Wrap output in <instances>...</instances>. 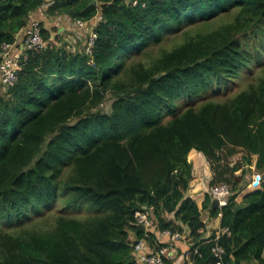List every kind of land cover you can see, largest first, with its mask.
<instances>
[{
  "label": "trees",
  "instance_id": "16d2710c",
  "mask_svg": "<svg viewBox=\"0 0 264 264\" xmlns=\"http://www.w3.org/2000/svg\"><path fill=\"white\" fill-rule=\"evenodd\" d=\"M98 1L46 9L65 24L98 17L87 55L51 34L42 0H0V44L30 14L45 41L0 83V264H143L136 240L166 246L157 235L183 226L192 263L215 264L202 214L219 213L224 264H264V181L245 179L264 178V0ZM224 86L239 91L225 99ZM191 150L209 187L229 186L220 209L185 196Z\"/></svg>",
  "mask_w": 264,
  "mask_h": 264
},
{
  "label": "built area",
  "instance_id": "2783aa9c",
  "mask_svg": "<svg viewBox=\"0 0 264 264\" xmlns=\"http://www.w3.org/2000/svg\"><path fill=\"white\" fill-rule=\"evenodd\" d=\"M54 1L55 0H42V4L40 5L38 12L42 14V16H45V13L47 12L46 9L52 6ZM94 1L97 5L100 4L98 0ZM135 4L136 2L134 1L133 5ZM29 19L30 26L23 28L20 31L22 32V41L19 46H15V42L12 44H0V83L5 87L12 85L16 81L17 70L19 68L20 61H24L26 59V52L29 50L42 48L45 45V41L41 36L40 23L34 18L32 14L29 15ZM61 20L66 21L68 20V18L66 15L61 17L58 16L56 18L57 22ZM97 20L98 17H94L90 22L80 19H74L72 22V30H74L79 35L82 33L80 39L84 38V52L87 55H91L92 47L94 46L97 38L95 30L93 29V24H95ZM85 32L87 33V35H85L84 37ZM16 38L17 37L15 36V40ZM263 181V175L257 171H254L253 169L246 189L249 191L257 190L261 188ZM208 194L210 195L211 199L216 198L218 200V209H220L227 204L228 198L230 196V189L226 184H219L209 187ZM219 216H221L220 213L218 214V217ZM135 217L138 222L143 224L146 228H149L151 226V222L145 212H136ZM162 233L165 236L170 237L172 241H178L180 239L182 240L181 234L178 232L171 233L170 231H163ZM224 233H229L227 228H221L218 232L213 234L215 237L214 239H212V241L215 242V245L213 246L211 251L216 260L215 264H224V249L218 244L219 237ZM133 254L134 257L143 264H167V261H165V257L168 255L167 247L162 246L151 249L148 242L143 239L135 241V243L133 244ZM184 255L187 258V264H193L190 259L189 252L185 251Z\"/></svg>",
  "mask_w": 264,
  "mask_h": 264
},
{
  "label": "crops",
  "instance_id": "0c3cea01",
  "mask_svg": "<svg viewBox=\"0 0 264 264\" xmlns=\"http://www.w3.org/2000/svg\"><path fill=\"white\" fill-rule=\"evenodd\" d=\"M43 19H45V16H43ZM47 28L49 24H44ZM54 26H59L61 29L74 31L72 24H65V20H61L59 22H55ZM49 29V28H48ZM59 29V30H61ZM60 33V32H59ZM71 33V32H70ZM17 38L15 40V46H19L22 41V32H19L15 35ZM79 41L83 40L78 38ZM78 42L72 38L71 42H69L70 45L75 46L74 44ZM84 42V40H83ZM188 160L192 164V179L189 183V189L186 192L185 196L190 197L199 207H201V204L203 203V200L205 198V194L208 193V183L211 178V171L208 162L206 161L205 157L195 150H191V152L188 155ZM201 181V184L199 182ZM245 193H241L236 201L238 203L241 202L242 197ZM170 218L172 219L173 216L171 215ZM203 221L205 222V228L202 232V238H208L218 232L221 229L220 225V216L211 219L206 214H202ZM179 224V223H178ZM183 234L186 236L189 234V231L186 227L183 226ZM184 236V237H185ZM158 242L166 244V247L168 249V261L170 264H186L187 258L184 255V252L189 248L191 245V242L189 243L187 240H178V241H172L170 237L165 236L162 232L157 235Z\"/></svg>",
  "mask_w": 264,
  "mask_h": 264
},
{
  "label": "rangeland",
  "instance_id": "374dc122",
  "mask_svg": "<svg viewBox=\"0 0 264 264\" xmlns=\"http://www.w3.org/2000/svg\"><path fill=\"white\" fill-rule=\"evenodd\" d=\"M45 16H46V21H47V24L48 25V28L50 29L51 31V34H56L57 37L59 38V41L61 42H64L65 44H69V42H71L72 38H74L75 41L79 40V38H81L82 36V33L79 35L78 33H76L75 31H67V30H64L63 28L61 29L59 26H54L55 22H56V18L55 16H52V15H48V13L46 12L45 13ZM45 23V22H43ZM61 29V30H59ZM60 32V33H59ZM71 32V33H70ZM55 35V36H56ZM85 35H87V33L85 32L84 33V37ZM84 39V38H83ZM74 44V42H73ZM77 48H79V50H82V48L84 47V42L83 40L79 41L77 46ZM84 50V49H83ZM0 91H1V87H0ZM239 89H234L233 87L231 86H224L221 88V92H222V95L225 97V99H230V98H233L235 96L236 93H238ZM218 96V95H216ZM221 99H223V97H218L217 101H220ZM111 103V100L106 98V101L104 102V104L100 107L101 110L103 111H107L108 108H109V105ZM240 159V154L238 153L237 155H235L234 157H232L230 159V161H235V162H238ZM255 162V159L253 160ZM251 173H252V170L249 172L247 171L246 175H245V179H247V181L250 179V176H251ZM199 184H201V181L199 182ZM246 191V190H245ZM244 193V192H243ZM84 213V212H83ZM189 231V230H188ZM184 232V230H183ZM185 235L182 233L181 234V237L183 238ZM189 243L191 242L190 238L187 237L185 238Z\"/></svg>",
  "mask_w": 264,
  "mask_h": 264
},
{
  "label": "water",
  "instance_id": "95a60500",
  "mask_svg": "<svg viewBox=\"0 0 264 264\" xmlns=\"http://www.w3.org/2000/svg\"><path fill=\"white\" fill-rule=\"evenodd\" d=\"M218 204H219L218 200H217L216 198H213V199L211 200V209H212V210L217 209V208H218Z\"/></svg>",
  "mask_w": 264,
  "mask_h": 264
},
{
  "label": "clouds",
  "instance_id": "9594fccd",
  "mask_svg": "<svg viewBox=\"0 0 264 264\" xmlns=\"http://www.w3.org/2000/svg\"><path fill=\"white\" fill-rule=\"evenodd\" d=\"M212 200V199H211Z\"/></svg>",
  "mask_w": 264,
  "mask_h": 264
}]
</instances>
